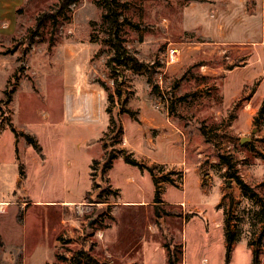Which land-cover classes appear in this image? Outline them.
I'll list each match as a JSON object with an SVG mask.
<instances>
[{"label":"rangeland","instance_id":"1","mask_svg":"<svg viewBox=\"0 0 264 264\" xmlns=\"http://www.w3.org/2000/svg\"><path fill=\"white\" fill-rule=\"evenodd\" d=\"M58 1L25 0L16 31L0 35V264H67L80 249L101 264H168L166 244L181 249L182 264H252L245 238L226 261L224 212L240 215L242 199L216 156L231 155L236 174L257 189L264 126L253 120L264 98V0H120L121 35L154 65L151 84L127 65L110 71L102 0H75L27 46L37 16ZM171 49L179 53L175 63ZM116 78L137 120L118 115L119 143L116 131L105 133L106 109L114 118L121 111ZM6 90H14L9 103ZM9 124L33 135L44 159ZM104 146L173 169L179 186L162 184L160 197L181 202L160 203V217L154 203H130L154 198V179L118 155L109 182L101 173ZM260 258L264 264V248Z\"/></svg>","mask_w":264,"mask_h":264},{"label":"trees","instance_id":"2","mask_svg":"<svg viewBox=\"0 0 264 264\" xmlns=\"http://www.w3.org/2000/svg\"><path fill=\"white\" fill-rule=\"evenodd\" d=\"M75 0H59L57 3L52 5L48 11H43L40 13L36 20L35 25L32 30L29 29V32H33L29 36V42L27 46L33 43V36H37L38 30L42 28L47 20H51L53 25L57 24V20L64 12L68 9V7L74 3ZM102 14L101 19L102 23L105 26V30L107 33L106 41L111 47L112 54L107 59V65L110 68L111 72L118 73L119 71L115 70L116 67H121L122 65H127L130 70L135 71L136 73L144 72L147 78V82L149 84L152 83V75L154 74V65L141 61L137 58L135 53L131 52L127 49L125 45V40L123 39L121 32L123 29V21L120 19L122 16L121 10H123L126 5L124 2L120 0H102ZM22 7L18 8L16 12H19ZM233 68V67H232ZM16 76V72L13 74V77ZM114 94L121 102V111L117 113L116 118L111 115V111L106 109V112L109 116V123L107 126V131L105 133H113L117 132L118 143L122 140L121 135L123 134V127L121 122L118 119V115L122 113L129 114L134 120H136L135 112L130 111L127 108H124V104L122 102V91L119 88V83L117 78L114 83ZM101 86H105L103 82H101ZM107 90V89H105ZM14 90H6L4 92L5 95V103H9L11 101V97ZM110 100L113 97V94H108ZM255 125L264 126V98L261 100L259 107L257 109V113L253 120ZM11 130L16 135H23L28 146H30L33 151L39 156L40 159H44L43 157V149L39 144L38 140L31 134H23L18 133L12 125H10ZM1 127V125H0ZM1 129V128H0ZM205 136V133H203ZM103 155H102V165H101V173L105 174L108 169L111 168L114 159L118 155H122L124 161L132 166H137L141 170H147L150 175L154 179V184L156 186L155 197L153 198L155 215L160 217V213L157 210V206L160 203H163L160 197V191L162 187L160 184L167 183L173 186H178L176 182L170 178L171 175L176 174L175 171H169L164 173V166L158 165L156 167H148L140 160L135 159L132 156V153H126L123 150H112L107 151L106 147H102ZM217 162L216 166L222 167L225 166L224 175L229 178H234L236 185L239 187L241 193V201L239 202L240 207V215H236L234 219L228 214V212H224L223 219V230L225 235V258L228 262L231 256V252L233 250V246L241 240V238H245L247 246L252 249V264H261V254L264 248V175L260 183L257 185V189L251 186L250 184L244 182L240 177L236 174L235 163L232 159L231 155L217 153ZM264 159V156H262ZM98 163L97 160H92V165ZM92 165L90 168H92ZM156 169V171L154 170ZM160 173V176L156 175ZM179 180L181 181L182 175L181 172L177 173ZM23 176V171L20 167V178ZM105 202V201H100ZM168 215V213H166ZM190 215H187V217ZM246 218L248 230L244 233L243 229L240 225L243 223V218ZM186 217V218H187ZM245 235V237H244ZM3 245L2 238L0 236V246ZM167 253V261L168 264H182V251L181 249L176 248L175 246H170L169 244L164 245ZM65 261L67 264H101L96 258L91 256L89 252L84 249H80L72 254L71 257L66 258Z\"/></svg>","mask_w":264,"mask_h":264},{"label":"crops","instance_id":"3","mask_svg":"<svg viewBox=\"0 0 264 264\" xmlns=\"http://www.w3.org/2000/svg\"><path fill=\"white\" fill-rule=\"evenodd\" d=\"M24 3H25V0H0V35L1 36H8L10 34H13L16 31V16H17L16 11H17L18 8L23 7ZM178 59H179L178 51L174 50V49H171L170 52H169V61L171 63H175V62L178 61ZM150 88H151V86H150ZM151 94H152V92H151ZM136 121L137 120H135V122ZM151 145H153V143ZM93 159H96V157H94ZM145 165L148 166V167H156L158 165H163L164 169H165L163 174H165L166 172H169V171H174L173 169H168L165 166V164L163 162H160V161L153 162V163H151V162L150 163H146ZM112 166H113V163H112ZM112 166H111V168H112ZM110 169H108L106 171V173H105V174H107V179H108L109 182H110V180H109V177H108L109 176L108 175V171H110ZM156 176L159 177L160 173L157 174ZM162 184L166 185L165 188L171 186L170 184H167V183H162ZM162 184H160L161 187H162ZM162 201H163V203L167 202V203H170V204L181 202V200L180 201H167V200H164V199H162ZM71 202L72 201H64V203H66V204H70ZM150 202L153 203V198H151V200L148 199V200H140V201H130V203H138V204H146V203H150ZM183 202L187 203L186 201H183Z\"/></svg>","mask_w":264,"mask_h":264},{"label":"water","instance_id":"4","mask_svg":"<svg viewBox=\"0 0 264 264\" xmlns=\"http://www.w3.org/2000/svg\"><path fill=\"white\" fill-rule=\"evenodd\" d=\"M246 141H247V138L244 137V138H242V139L240 140V143H241V144H244Z\"/></svg>","mask_w":264,"mask_h":264},{"label":"bare ground","instance_id":"5","mask_svg":"<svg viewBox=\"0 0 264 264\" xmlns=\"http://www.w3.org/2000/svg\"><path fill=\"white\" fill-rule=\"evenodd\" d=\"M3 204H6V203H1V202H0V207L3 206Z\"/></svg>","mask_w":264,"mask_h":264}]
</instances>
